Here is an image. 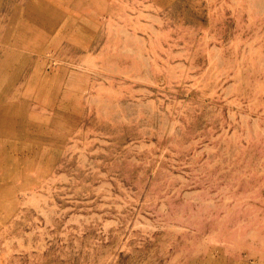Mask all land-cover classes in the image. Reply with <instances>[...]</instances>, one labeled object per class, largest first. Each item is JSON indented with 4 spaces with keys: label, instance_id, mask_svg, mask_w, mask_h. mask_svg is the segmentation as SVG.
<instances>
[{
    "label": "rangeland",
    "instance_id": "374dc122",
    "mask_svg": "<svg viewBox=\"0 0 264 264\" xmlns=\"http://www.w3.org/2000/svg\"><path fill=\"white\" fill-rule=\"evenodd\" d=\"M0 264H264V0H0Z\"/></svg>",
    "mask_w": 264,
    "mask_h": 264
}]
</instances>
